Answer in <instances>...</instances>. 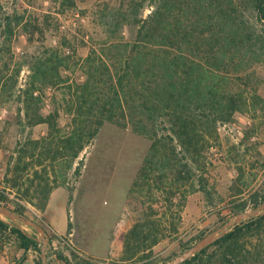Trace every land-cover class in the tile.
<instances>
[{
  "label": "trees",
  "instance_id": "1",
  "mask_svg": "<svg viewBox=\"0 0 264 264\" xmlns=\"http://www.w3.org/2000/svg\"><path fill=\"white\" fill-rule=\"evenodd\" d=\"M147 1L128 0L127 7L101 11L99 20L87 18L85 9L80 12L77 0H53L59 3L57 16L53 9L40 17L0 6V91L17 86L27 64L19 97L29 123L55 128L68 117L53 159L70 157L72 168L106 123L131 128L150 140L128 193L143 196L146 206L124 235L121 262L132 264H156L150 261L152 249L166 229L171 228L169 235L178 231L188 194L196 187L209 191L204 173L219 123L264 111V96L254 82L264 63V0H151L153 9L143 16ZM17 29L29 44L49 31L58 32L59 38L54 33L49 46L28 52L21 62L13 50ZM16 185L1 189L0 202L26 214V204L8 195L7 189ZM44 190L47 200L51 188ZM251 199L257 206L264 192L253 193ZM174 207L177 221L170 219L171 226H165ZM246 209L242 201L232 213ZM2 231L15 236L23 251L19 262L32 249L35 263L43 264L35 234L5 218H0ZM206 234L200 233L183 251ZM55 253L76 264L62 248ZM80 264L99 263L82 258ZM181 264H264V213L237 224Z\"/></svg>",
  "mask_w": 264,
  "mask_h": 264
},
{
  "label": "rangeland",
  "instance_id": "2",
  "mask_svg": "<svg viewBox=\"0 0 264 264\" xmlns=\"http://www.w3.org/2000/svg\"><path fill=\"white\" fill-rule=\"evenodd\" d=\"M77 2L80 12L81 9L87 11V18L99 17L103 10L113 12L128 4V0ZM150 3L148 0L141 15L147 16L152 11ZM58 4L53 0H0L5 11L15 10L26 16L40 17L49 9L56 14ZM53 22L55 24V20ZM54 33L59 38V33ZM54 33L49 31L43 38L36 35V40L29 44L26 34L17 29L13 37L16 58L25 62L28 52L45 49ZM79 51L85 54L87 49L81 47ZM28 72L29 67L25 64L17 86L0 91V191L17 182L14 189H7L9 197L26 204V214L47 228L57 241L58 249H70L74 263L80 264L82 258H90L99 264H132L121 262L124 235L146 206L142 203L143 196L128 197V193L150 140L131 128L106 123L72 168L68 167L70 157L53 159L59 137L67 131L68 117L61 118L55 128L46 123H29L19 97ZM257 75L258 80L254 82L264 96V63L258 66ZM208 162L204 174L209 191L196 187L188 194L179 211L182 217L178 231L169 235L171 228L166 229V236L152 249L150 261L153 263L162 264L169 261L166 260L168 257L174 259L183 253V247L194 242L200 233L216 229L226 221H222L223 218L231 214L230 218L236 204L246 201V210L254 208L252 194L264 192V111L252 110L239 115L235 121L219 123V138L211 147ZM49 187V198L45 200L44 189ZM50 200H54L52 208L61 204L68 209L69 227L65 233H60L53 224H57L58 214L53 221L46 211ZM45 202L47 204L42 208ZM177 208L167 212L165 226H171L170 219L177 221ZM163 212L164 209L160 210L158 216ZM23 226L28 232L37 234L32 226ZM0 237V264H18L23 251L18 248L15 236L2 231Z\"/></svg>",
  "mask_w": 264,
  "mask_h": 264
},
{
  "label": "water",
  "instance_id": "3",
  "mask_svg": "<svg viewBox=\"0 0 264 264\" xmlns=\"http://www.w3.org/2000/svg\"><path fill=\"white\" fill-rule=\"evenodd\" d=\"M263 213H264V200L250 210L240 211L232 215L225 222H223L219 227L208 232L205 236H203L195 244L189 247L186 251H184L183 253L175 257L174 259L164 262L162 264H181L183 263L187 259L194 256L196 253L200 252L204 248L216 242L218 239L225 236L237 224L249 218L259 216ZM3 216L10 218V220L14 224L22 228H24L23 224H27L29 226H32L36 230L37 234H35V238L41 243L40 255H41L43 264H70L66 259L61 258L57 253H55L53 260L50 259L48 254L52 250V242H51L50 234L47 228L43 224L39 223L38 221L28 216L27 214L20 212L0 202V218H4Z\"/></svg>",
  "mask_w": 264,
  "mask_h": 264
},
{
  "label": "crops",
  "instance_id": "4",
  "mask_svg": "<svg viewBox=\"0 0 264 264\" xmlns=\"http://www.w3.org/2000/svg\"><path fill=\"white\" fill-rule=\"evenodd\" d=\"M53 203H54V200L49 201V203H48L49 205H48L46 211H48L50 213L53 221H55V216H56V214H58L57 219H56V220H58V222H57V224L56 223H53V224L55 225V228L60 233H65L66 231H68V227H69L68 211H67L68 209H66V205H61V204H58V208L56 207V209H55V205H54V208H52ZM60 210H61L62 214L60 213ZM63 250H64L65 254H67V256L70 257V249L65 248ZM119 250L121 251V247L118 248V253H120ZM35 253H36L35 250H32V249L29 250L27 259L24 260L23 262H19L18 264H36L35 263V256H36ZM110 253H112V251ZM108 254H106V256H108ZM93 256H96V255H93ZM103 258L106 259L108 257H103Z\"/></svg>",
  "mask_w": 264,
  "mask_h": 264
},
{
  "label": "built area",
  "instance_id": "5",
  "mask_svg": "<svg viewBox=\"0 0 264 264\" xmlns=\"http://www.w3.org/2000/svg\"><path fill=\"white\" fill-rule=\"evenodd\" d=\"M58 247H57V241L56 240H53L52 241V250H55L57 251ZM55 251H53V254H52V257L54 258L55 256Z\"/></svg>",
  "mask_w": 264,
  "mask_h": 264
}]
</instances>
